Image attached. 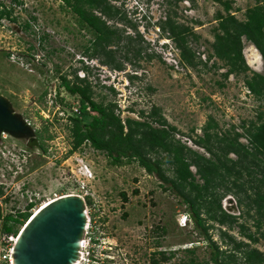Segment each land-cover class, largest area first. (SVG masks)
<instances>
[{"label":"rangeland","instance_id":"374dc122","mask_svg":"<svg viewBox=\"0 0 264 264\" xmlns=\"http://www.w3.org/2000/svg\"><path fill=\"white\" fill-rule=\"evenodd\" d=\"M230 1L231 11L240 19L258 2ZM0 2L14 17L0 19V93L32 123L47 148L44 151L42 144L28 147L27 140L7 133L1 136L2 214L25 212L27 205L35 201L30 210L33 215L54 198L84 194L70 170L77 169L76 158L81 155L96 175L85 196L90 218L85 235L90 243L83 250L85 254L94 249V254L103 256V264H214L211 255L215 248L204 230L197 229L191 220L180 224L182 216H189V207L168 187L169 183L146 171L137 161L111 164L105 153L88 142L71 151V110L66 104H73L77 98L62 87L61 76L73 79L77 74L87 78L95 100L114 101L122 118L143 119L142 110L148 116L153 106L160 108L167 122L177 127L176 138L205 152L193 138L203 134L211 117L221 133H234L243 132L244 124L258 121L259 114H264V101L250 93L244 73H232L226 78L224 62L213 56L208 59L218 25L216 14L225 13L224 5L216 0H112L123 6L138 32L117 18L108 19L111 26L120 28L123 40L107 48L114 50L111 55H91L96 33L81 24L64 0ZM169 17L191 28L189 45L197 60H202L197 66L184 63L175 41L162 35L160 23ZM243 51L251 70L263 73L264 61L258 49L244 40ZM105 59L113 62L106 64L102 61ZM117 63L123 65L121 70L114 66ZM241 140L247 142L245 137ZM165 166L172 174L169 165ZM222 204L229 213L240 216L229 233L246 242V247L264 253V227L257 232L255 218L247 213V208L239 206L233 193L227 194ZM3 221L0 218V264H10L14 238L24 224H17V233H6ZM241 223L248 230L242 231ZM208 224L212 225L208 233L216 244L227 254L237 253V261L231 264H243L241 252L220 235L221 228L227 226L213 221ZM246 231L256 232L259 239L250 240Z\"/></svg>","mask_w":264,"mask_h":264},{"label":"trees","instance_id":"16d2710c","mask_svg":"<svg viewBox=\"0 0 264 264\" xmlns=\"http://www.w3.org/2000/svg\"><path fill=\"white\" fill-rule=\"evenodd\" d=\"M66 5L79 16L81 24L86 25L96 33L94 51L91 55L104 53L111 55L114 50H107L112 44L118 45L122 40L120 28L111 26L108 19L117 18L133 27L138 32L137 25L128 19L122 5H116L112 0H64ZM179 1V0H178ZM224 5L225 13L217 12V27L214 28V41L211 42L212 56L223 61L227 78L232 73H244L245 85L255 97L264 101V72L252 71L244 55V40L251 42L260 52L264 61V0L249 7L244 19L236 16L230 0H216ZM113 3V4H112ZM0 19H14L12 11L0 2ZM100 12V14L98 13ZM29 24H26V27ZM162 35L173 39L180 50L184 63L197 66L202 60H197L196 52L189 45V26L176 23L171 17L160 23ZM194 37L198 38L195 33ZM132 42L131 36H127ZM89 48H87L88 51ZM141 48L138 49L140 53ZM106 64L113 61L102 60ZM122 69L123 65H114ZM61 85L68 94L79 101V112L72 111V104L66 105L71 110L68 119L73 137L71 151L77 150L88 142L94 149L106 154L113 165H123L137 161L149 173H156L161 180L169 183L188 205V215L197 229L204 230L206 238L215 248L211 259L214 264H231L237 261V253H226L208 233L213 221L226 225L220 230V235L226 243L232 244L235 250L241 252L243 264H263L264 253L257 248L246 247L247 243L237 240L229 230L239 223L240 216L224 209L222 200L233 193L240 207L247 208V213L255 218L257 232L264 227V114L261 112L258 121L244 124L243 132L217 130L218 123L213 117L203 127V134L193 138L194 143L205 152L188 146L180 138L175 137L176 126L170 125L160 113V108L153 106L148 116L142 110L143 119L130 116L121 117L118 104L114 101H97L94 89L87 78L75 74L73 79L68 75L61 76ZM63 101V98H61ZM94 112V113H92ZM40 137L43 135L39 132ZM242 137L247 142L241 140ZM42 148L44 147L43 142ZM234 154V157L231 155ZM172 174H168L167 167ZM193 167L196 170H193ZM0 187V196L2 194ZM126 196V195H125ZM36 202L27 205L25 212L4 216L0 205V218L6 233H17V224L24 225L32 216L30 210ZM253 212V214H252ZM26 220V221H25ZM23 225V226H24ZM241 230H248L241 223ZM253 241L259 237L256 232H244ZM263 233V232H262ZM19 234V233H18ZM264 235V233H263ZM194 252V249H190ZM194 262V259H192ZM197 264V263H195Z\"/></svg>","mask_w":264,"mask_h":264},{"label":"water","instance_id":"95a60500","mask_svg":"<svg viewBox=\"0 0 264 264\" xmlns=\"http://www.w3.org/2000/svg\"><path fill=\"white\" fill-rule=\"evenodd\" d=\"M4 133L27 140L28 147L41 146L32 123L0 93V139ZM86 223L82 196L68 194L49 201L21 229L13 248V264H73Z\"/></svg>","mask_w":264,"mask_h":264},{"label":"built area","instance_id":"2783aa9c","mask_svg":"<svg viewBox=\"0 0 264 264\" xmlns=\"http://www.w3.org/2000/svg\"><path fill=\"white\" fill-rule=\"evenodd\" d=\"M176 63V62H175ZM178 64H180V62H177L176 65L178 66ZM72 111L73 112H79V101H75L72 104ZM94 113V112H92ZM79 155V154H78ZM77 160V169L71 168V173L73 175H76V181L77 184L79 186V189L81 192H83L84 194H78L80 196H82L85 199L86 195H89L88 193H90V185L89 183L91 182L92 179L96 178V175L94 174L93 170L89 167V165L85 162V159L83 156H78L76 158ZM86 216H87V223H86V227H85V231H84V235L81 238V246L79 249V255H78V259L73 263V264H96L98 263V259H100V264L104 263L103 260V256L100 255L101 253H99V256L94 254V249H91V251L85 254V252L83 251L90 243V240L88 241L85 238V235L88 232V228H89V216H88V211L86 208ZM190 220L189 216H182L180 218V224L182 225H186L187 221ZM13 237V235L11 236ZM17 240V236L14 238V244ZM13 248L14 245L11 249V254H10V264H13Z\"/></svg>","mask_w":264,"mask_h":264},{"label":"bare ground","instance_id":"6f19581e","mask_svg":"<svg viewBox=\"0 0 264 264\" xmlns=\"http://www.w3.org/2000/svg\"><path fill=\"white\" fill-rule=\"evenodd\" d=\"M68 194H64V195H62V196H67ZM62 196H60V197H62ZM60 197H57V198H60ZM55 199V198H54ZM53 200V199H52ZM51 201V200H50ZM49 201H47V202H45L44 204H42V206H40V207H38V209L37 210H35V212L34 213H36V212H38L39 211V209H41V208H43L47 203H48ZM33 213V214H34ZM24 227V226H23ZM22 227V228H23ZM18 237V236H17Z\"/></svg>","mask_w":264,"mask_h":264},{"label":"clouds","instance_id":"9594fccd","mask_svg":"<svg viewBox=\"0 0 264 264\" xmlns=\"http://www.w3.org/2000/svg\"><path fill=\"white\" fill-rule=\"evenodd\" d=\"M27 119V118H26ZM2 135H4V134H2ZM31 218V217H30ZM191 220V219H190Z\"/></svg>","mask_w":264,"mask_h":264}]
</instances>
